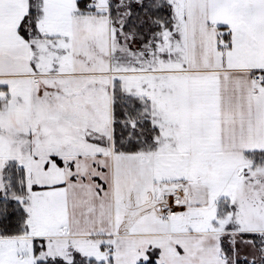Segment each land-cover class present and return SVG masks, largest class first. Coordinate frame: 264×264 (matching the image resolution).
Segmentation results:
<instances>
[{
    "label": "snow or ice",
    "instance_id": "6c2138e0",
    "mask_svg": "<svg viewBox=\"0 0 264 264\" xmlns=\"http://www.w3.org/2000/svg\"><path fill=\"white\" fill-rule=\"evenodd\" d=\"M0 264H264V0H0Z\"/></svg>",
    "mask_w": 264,
    "mask_h": 264
}]
</instances>
